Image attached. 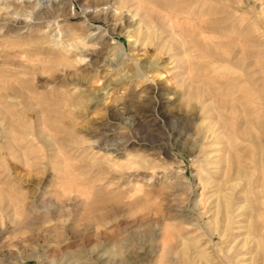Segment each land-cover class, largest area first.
<instances>
[{
	"label": "rangeland",
	"instance_id": "obj_1",
	"mask_svg": "<svg viewBox=\"0 0 264 264\" xmlns=\"http://www.w3.org/2000/svg\"><path fill=\"white\" fill-rule=\"evenodd\" d=\"M257 1L0 0V264H264Z\"/></svg>",
	"mask_w": 264,
	"mask_h": 264
},
{
	"label": "bare ground",
	"instance_id": "obj_2",
	"mask_svg": "<svg viewBox=\"0 0 264 264\" xmlns=\"http://www.w3.org/2000/svg\"><path fill=\"white\" fill-rule=\"evenodd\" d=\"M253 19H255V24L252 23ZM229 28L237 29V31H240L239 35H242L243 37L244 48L242 49L241 52H242V56L244 57V60H246V62L248 63L247 74L244 75V79H245L244 81H245V86H246L245 89H247V91L252 95L254 94V91L257 89L264 90V74H263V70H264V65H263L264 64V0H258L257 3L253 5V7L246 8V9L245 8L239 9L237 7L231 6L229 8ZM235 34L236 32L234 33V35ZM229 47H231L230 43H229ZM233 59H234V56H233ZM238 62H239V59H237V63ZM229 69H230V65H229ZM17 137H18V140H22L24 137L23 132L17 131Z\"/></svg>",
	"mask_w": 264,
	"mask_h": 264
}]
</instances>
